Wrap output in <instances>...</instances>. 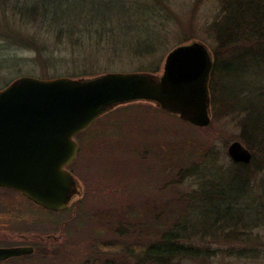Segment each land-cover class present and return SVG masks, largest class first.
<instances>
[{"label":"rangeland","instance_id":"obj_1","mask_svg":"<svg viewBox=\"0 0 264 264\" xmlns=\"http://www.w3.org/2000/svg\"><path fill=\"white\" fill-rule=\"evenodd\" d=\"M87 1L84 5L90 3L98 10L92 16H104L110 22L126 17L125 13L120 12L125 11L126 0ZM163 1L168 19H164V13L159 23L150 22L165 42L161 54L157 56L161 62L160 72L153 75L163 73L166 57L173 49L193 41L205 44L215 60L216 47L213 49L203 28L219 14L218 0ZM72 11L71 18H75L76 6ZM6 22L15 31H22L23 35L33 36L37 31L34 27L21 29L16 21L6 19L3 24ZM41 34L38 38L49 35L45 29H42ZM125 38L130 40V36ZM48 47L52 55L50 59L44 55L39 56L35 50L11 47L0 40V56L13 55L19 60L16 68L8 67L0 73V86L23 76L48 79L86 74L82 79H90L95 77L91 74L100 76L111 72H138L155 59H141L126 51H119L118 56L106 54L107 51L98 54L94 51L81 53V48L72 51L61 46L55 38L51 39ZM252 71L253 68L249 74ZM88 73L90 76H87ZM105 123L110 125L105 126ZM75 140L79 151L68 170L79 182L81 196L76 197L66 211L49 212L11 190L0 188V216L11 215L9 219H0V247L35 248L30 256L13 258L0 264H136L142 254L126 256L125 249L117 251L110 246L121 243L137 249L138 243L147 246L156 242L159 237L149 232L159 225L151 218L152 212L149 211L160 208L171 210L178 206L174 200L180 198L182 192L192 191L189 182L184 181L181 185L177 183L180 179L176 176L177 171L174 172L176 165L184 166L187 161L172 156V159L163 160L153 157L149 151H156L157 144L169 146L170 152L182 143L193 144L195 147L209 146L218 151L222 162L225 158L232 161L227 153L228 147L239 141L252 153L249 171L257 187L256 191L264 179V157L260 154L257 156L243 143L236 120L213 111L212 100L211 123L206 128L195 127L161 110L154 103L136 101L107 112L78 134ZM129 211H137L142 217V213L150 216L146 221L145 218L140 220L142 225L143 221L146 223V227L142 228L146 233L136 229L142 235L123 237L121 231L133 226H127L116 219ZM107 217L113 221H108ZM3 227L7 229L2 230ZM225 238L215 236V239H198L216 241L218 247L226 249L232 246L247 247L255 250V257L239 259L229 256L227 251L221 254L217 246L213 245L216 255L210 260H187L183 264H264V227L251 231L249 239L245 236ZM201 240L197 241L201 244ZM197 241L195 243L199 244Z\"/></svg>","mask_w":264,"mask_h":264},{"label":"trees","instance_id":"obj_2","mask_svg":"<svg viewBox=\"0 0 264 264\" xmlns=\"http://www.w3.org/2000/svg\"><path fill=\"white\" fill-rule=\"evenodd\" d=\"M85 2L88 1L0 0V40L11 47L35 50L39 56L44 55L48 59L52 58L48 49L52 38L72 51L81 48V53L94 51L98 54L100 51H107L106 54L118 56L119 51H126L141 59L155 58L138 72H160L161 62L157 56L161 54L165 42L159 37L154 24L163 20L162 16L167 12L163 0H126L125 11H120L126 14L125 19L114 22L104 16H92L98 10L90 3L84 5ZM218 2L219 14L203 28L213 49L216 47L210 79L212 109L217 114L236 120L243 143L257 156L260 154L264 157V0ZM75 6L76 17L71 18ZM167 16L166 14L164 19H168ZM6 19L16 21L21 29L34 27L37 31L33 36L23 35L22 31L18 32L10 27L8 22L3 24ZM150 22L154 24L151 25ZM42 29L49 35L38 38L42 36ZM127 36H130V40L125 38ZM18 61L13 55L0 56V73L8 67L16 68ZM251 68L253 73L249 74ZM84 76L86 74H70L68 77L81 79ZM87 76H90L89 73ZM18 78L20 77L15 80ZM51 79L55 78L44 80ZM13 81L1 85L0 90ZM108 125L110 124L105 123V126ZM182 144L177 145L173 152H170L169 146L162 144L155 145L156 151H149L153 157L162 160L178 157L187 161L184 166L176 165L174 172L177 171L179 185L187 181L192 187L191 192H182L180 198L174 200L178 206L173 209L149 211L152 212L151 218L159 225L149 234L158 236L159 239L147 246L138 243L137 249L128 248L121 243L110 246L117 251L125 249L126 256L142 254L136 264L145 261L149 264H183L187 260H210L216 255V250L212 249L216 241L201 239H215V236L226 237L225 239L245 236L249 239L251 231L264 227V179L256 191L257 187L255 188L249 171L252 163H234L226 158L221 162L215 148ZM173 163L176 164L175 161ZM13 192L28 200L21 193ZM132 212L123 213L116 219L127 226H133L121 231L123 237L146 233L142 229L146 227V223L143 221L142 225L140 220L145 218L146 221L150 216L142 213V217L137 211ZM10 217L11 215L3 214L0 219ZM107 220L113 221L108 217ZM5 229L7 227L2 230ZM226 232L228 235H225ZM197 240L203 243L200 244ZM216 249L221 254L227 251L229 256L239 259L255 257V250L247 247L232 246L226 249L217 246Z\"/></svg>","mask_w":264,"mask_h":264},{"label":"water","instance_id":"obj_3","mask_svg":"<svg viewBox=\"0 0 264 264\" xmlns=\"http://www.w3.org/2000/svg\"><path fill=\"white\" fill-rule=\"evenodd\" d=\"M214 59L197 41L173 49L163 73L111 72L90 79L23 76L0 90V188L21 193L52 212L81 196L68 170L79 151L75 137L114 108L154 103L198 128L211 123L210 79ZM234 163L252 153L239 141L227 150ZM32 247L0 248V261L30 255Z\"/></svg>","mask_w":264,"mask_h":264},{"label":"flooded vegetation","instance_id":"obj_4","mask_svg":"<svg viewBox=\"0 0 264 264\" xmlns=\"http://www.w3.org/2000/svg\"><path fill=\"white\" fill-rule=\"evenodd\" d=\"M17 247H32V246H17ZM0 248H13V247H0ZM32 248H33L34 251H35V248H34V247H32ZM32 254H33V253H32ZM32 254H30V255H32ZM30 255H25V256H22V257H18V258H24V257L30 256ZM12 259H13V258H12ZM9 260H11V259L0 261V263H6V262H8Z\"/></svg>","mask_w":264,"mask_h":264}]
</instances>
